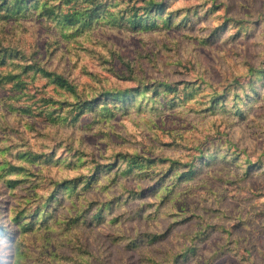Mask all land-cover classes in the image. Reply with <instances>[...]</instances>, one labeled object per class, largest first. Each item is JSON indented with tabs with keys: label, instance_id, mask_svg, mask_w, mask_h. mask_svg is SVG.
<instances>
[{
	"label": "rangeland",
	"instance_id": "1",
	"mask_svg": "<svg viewBox=\"0 0 264 264\" xmlns=\"http://www.w3.org/2000/svg\"><path fill=\"white\" fill-rule=\"evenodd\" d=\"M43 1L0 18V264H264V0Z\"/></svg>",
	"mask_w": 264,
	"mask_h": 264
},
{
	"label": "trees",
	"instance_id": "2",
	"mask_svg": "<svg viewBox=\"0 0 264 264\" xmlns=\"http://www.w3.org/2000/svg\"><path fill=\"white\" fill-rule=\"evenodd\" d=\"M31 0H0V18L1 19H17L18 15L21 13V11L25 8H28L30 6ZM74 1H81V0H60V3L58 5H49L47 2L43 1L42 5L38 6L37 9H39V16H44L46 18H52L57 21V23H63L65 26L72 27L75 29H81L82 24L85 23L88 19H93V17L97 16L98 9H105L107 6H99V8L91 9V11L88 8H81L77 7V3H74ZM88 0H82L83 3H86ZM136 3H140V6L135 7L132 6L130 9L135 10H141L149 7L150 9L153 8V15H155V12L157 10H163V4L161 1L156 2V0H137ZM98 3L97 5H99ZM34 5H32L33 7ZM76 6V7H75ZM88 7V4H87ZM67 9V10H66ZM82 10H85L83 12ZM90 11V12H88ZM144 14V13H142ZM141 14V16H143ZM98 15H101V13H98ZM136 16V14H135ZM133 16V17H135ZM82 23V24H81ZM127 23V22H126ZM128 25H132L133 27L136 25L134 23V20H129ZM1 52V51H0ZM5 55L0 58V66L4 64ZM31 65L24 66V70L26 69H33ZM38 71V70H36ZM44 75L47 77H52L53 82L60 88L65 89L66 91L74 94L76 96V102L73 105H76V110L78 111V114H80L82 108L84 106L88 107L91 102H87L86 100H81L79 97L74 85L70 84L69 81L64 78L62 75H56L54 73H49L46 71H42ZM2 74V73H0ZM16 79H18V75H12L10 73H7L5 75H2L0 77L1 84H9L11 82H14ZM22 84V81H17L14 86L17 88L19 85ZM107 93V92H103ZM102 94V93H101ZM104 95V94H103ZM116 97H122L121 95H117ZM72 105V106H73ZM74 109H72L71 112ZM76 117V116H75ZM74 117V119H75ZM73 119V120H74ZM1 231V230H0Z\"/></svg>",
	"mask_w": 264,
	"mask_h": 264
}]
</instances>
